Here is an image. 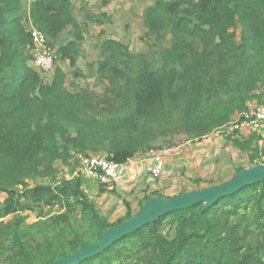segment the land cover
<instances>
[{
    "label": "trees",
    "instance_id": "trees-1",
    "mask_svg": "<svg viewBox=\"0 0 264 264\" xmlns=\"http://www.w3.org/2000/svg\"><path fill=\"white\" fill-rule=\"evenodd\" d=\"M142 15L148 37L156 44L168 40L156 60L105 38L95 70L103 91H76L66 86L59 65L66 61L74 77L81 76L85 27L72 0H0V264H49L94 243L150 197L170 196L144 194L134 212L123 200L125 213L110 221L82 189L79 172L29 184L53 176L57 159L65 162L71 151H104L126 163L181 125L199 137L245 110L264 80V0H152ZM104 17L86 14L98 24ZM31 26L56 47L47 74L32 65ZM65 31L70 37L60 41ZM231 141L249 149V139ZM242 168L236 166L232 177ZM202 205L168 212L78 264H264V180L199 214ZM36 207L58 210L26 223V212ZM167 228L175 231L172 239Z\"/></svg>",
    "mask_w": 264,
    "mask_h": 264
},
{
    "label": "rangeland",
    "instance_id": "rangeland-1",
    "mask_svg": "<svg viewBox=\"0 0 264 264\" xmlns=\"http://www.w3.org/2000/svg\"><path fill=\"white\" fill-rule=\"evenodd\" d=\"M72 0L74 6V14L81 24L85 27L83 40L80 42L81 55L77 61V67L81 71V76L74 77V70L69 66L66 61H60L59 65L66 70L67 78L65 80L66 86L70 90H80L82 88H90L97 93L103 91V84L99 82L95 76L96 63L99 58V44L105 38H115L122 43L129 45L130 49L134 52H145L150 58L156 60L157 53L161 50L168 40L156 44L155 41L148 37L146 29L142 21L143 8L151 3L152 0ZM107 11L105 13L107 17H104L103 23H99L101 26H94L92 30V22L86 20L87 13H95L98 11ZM101 13V12H100ZM91 27V31L87 26ZM97 24V23H96ZM95 24V25H96ZM235 31L236 40L239 41L240 34ZM70 37L69 32L65 31L60 36V41H65ZM56 47H54L55 50ZM53 50V52H54ZM55 56V52H54ZM92 64V68L89 65ZM264 100V80L258 85L255 90L253 98L247 103V107H254L260 104ZM246 107V108H247ZM236 117H232V120L221 128L214 129L210 132L202 134L199 137H191L184 130V127L178 126L171 131L162 132L152 140L151 148L167 147L173 148L183 145L189 142H199L207 137H215L216 143L209 149L210 157L205 165H210L211 171L205 173L203 171L202 186L213 185L214 183L221 184L223 181H228L236 166H242L243 168L251 167L255 164L262 163L264 161V127L262 128L261 135L257 136L248 129H237L234 127L238 114H234ZM234 118V119H233ZM230 127H232L230 129ZM216 135V136H215ZM238 138L242 141L250 140V146L247 150L237 148L232 144L231 139ZM71 157L65 162L61 159H57L54 162L55 173L51 177L33 178L29 179L30 185L38 183H54L62 178H70L76 173H80L82 177V189L92 200L102 216L110 221L120 217L114 215L116 205L124 204L123 200L135 199V207L131 206V210L136 211L139 206L137 200L143 193V189H137L135 192L126 193L123 190H114L110 184L104 186L96 179L87 177L79 171V159L80 153L71 151ZM144 153V151L138 154ZM91 154L105 155L104 151H98ZM136 154V155H138ZM252 157H254L252 159ZM163 175V174H162ZM161 175V176H162ZM161 178V177H157ZM164 192V191H163ZM168 192V191H166ZM5 197L1 195V199ZM142 199V198H141ZM137 206V207H136ZM57 207H43L35 208L32 212L28 213L26 223L30 224L39 218V215H48L56 212ZM122 216V215H121ZM79 213L76 214V218L79 219ZM167 234L172 239L175 235V231L169 228L166 229Z\"/></svg>",
    "mask_w": 264,
    "mask_h": 264
},
{
    "label": "water",
    "instance_id": "water-1",
    "mask_svg": "<svg viewBox=\"0 0 264 264\" xmlns=\"http://www.w3.org/2000/svg\"><path fill=\"white\" fill-rule=\"evenodd\" d=\"M264 180V163L242 168L230 180L201 189L183 191L166 198L150 197L142 203L139 210L117 225L107 227L97 241L81 247L76 252L60 257L49 264H78L84 259L102 252L106 247L123 236L132 233L141 226L152 222L162 215L203 203L199 214L219 198L230 195L245 185Z\"/></svg>",
    "mask_w": 264,
    "mask_h": 264
},
{
    "label": "crops",
    "instance_id": "crops-1",
    "mask_svg": "<svg viewBox=\"0 0 264 264\" xmlns=\"http://www.w3.org/2000/svg\"><path fill=\"white\" fill-rule=\"evenodd\" d=\"M85 1L87 0H84V2ZM100 12L107 13V11L104 10L98 11L96 13ZM77 21L79 22V20ZM89 23L90 22L87 21V26ZM95 24L96 23L94 22L90 24L93 26L92 30L94 29V26H101L98 23L96 25ZM88 28L91 31V27L88 26ZM234 117L236 116L234 115ZM231 128L232 127H230V129ZM212 136L207 137L206 139H202L199 142L193 143L187 141V143L183 145L171 148L170 152L166 155L165 169L163 175L160 176L161 178L152 177L147 168L148 161L140 160L142 156L141 154L136 155L135 157L130 159L129 163L125 167H123V176L120 181L115 185L114 190H123L126 193H130L131 191L135 192L139 188L143 189V193L137 200V202H139V200L144 194H150L151 192L156 190H158V192L162 194L172 196L173 194L179 191L183 192L201 189L198 188V186H202V181L199 185H197L194 180L199 178L202 179L201 177H203V171L205 173L211 171L210 165L206 166L205 163L208 162V159L210 157V147H212L217 140L215 137ZM204 187L207 186H203L202 188ZM127 201L130 202V205L132 207H135L134 198L132 200L127 199ZM114 213V215L119 214L118 216L123 215L125 213L124 204L118 206L116 205Z\"/></svg>",
    "mask_w": 264,
    "mask_h": 264
},
{
    "label": "built area",
    "instance_id": "built-area-1",
    "mask_svg": "<svg viewBox=\"0 0 264 264\" xmlns=\"http://www.w3.org/2000/svg\"><path fill=\"white\" fill-rule=\"evenodd\" d=\"M32 38L33 58L32 65L44 74L52 70L54 64V52L46 44V39L35 27H30ZM235 128L248 129L251 132L261 133L264 127V100L254 107H247L238 114L235 121ZM171 148L160 147L152 148L147 152L141 153L140 160L148 161L147 168L152 177H160L165 169L166 155ZM126 163H117L109 159L106 155L89 154L81 156L79 159V171L87 177L98 180L103 184L116 185L122 178V170Z\"/></svg>",
    "mask_w": 264,
    "mask_h": 264
}]
</instances>
